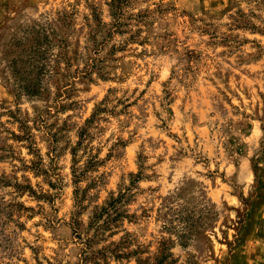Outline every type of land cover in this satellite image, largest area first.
<instances>
[{
    "label": "rangeland",
    "instance_id": "obj_1",
    "mask_svg": "<svg viewBox=\"0 0 264 264\" xmlns=\"http://www.w3.org/2000/svg\"><path fill=\"white\" fill-rule=\"evenodd\" d=\"M0 264H264V0H0Z\"/></svg>",
    "mask_w": 264,
    "mask_h": 264
}]
</instances>
